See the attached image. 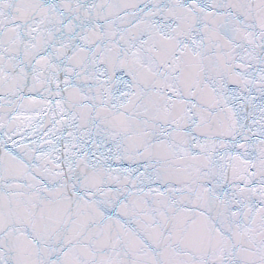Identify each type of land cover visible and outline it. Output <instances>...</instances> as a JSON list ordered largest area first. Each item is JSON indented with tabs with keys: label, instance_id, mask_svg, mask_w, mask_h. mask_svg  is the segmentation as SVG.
I'll return each mask as SVG.
<instances>
[{
	"label": "snow or ice",
	"instance_id": "6c2138e0",
	"mask_svg": "<svg viewBox=\"0 0 264 264\" xmlns=\"http://www.w3.org/2000/svg\"><path fill=\"white\" fill-rule=\"evenodd\" d=\"M0 264H264V0H0Z\"/></svg>",
	"mask_w": 264,
	"mask_h": 264
}]
</instances>
